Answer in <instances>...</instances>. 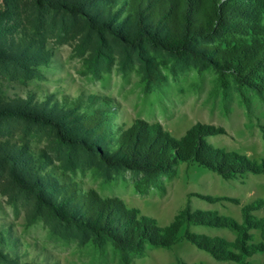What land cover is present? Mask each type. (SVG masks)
I'll return each mask as SVG.
<instances>
[{
    "label": "rangeland",
    "instance_id": "374dc122",
    "mask_svg": "<svg viewBox=\"0 0 264 264\" xmlns=\"http://www.w3.org/2000/svg\"><path fill=\"white\" fill-rule=\"evenodd\" d=\"M106 9V0H90L84 13L77 14L41 6L37 0H0V27L6 28L0 41L21 54L17 60L0 55V93L5 101L21 100L61 116L68 134L87 138L86 132L78 131L79 109L70 108L69 100L79 97L85 103L95 96L102 103L101 97H109L115 131L141 119L180 137L200 123L215 128L207 139L216 147L264 162V97L247 88L239 90L230 76L220 77L189 55L145 41L131 43L92 25L85 16L93 15L99 24ZM0 146L18 152L17 171L26 182L38 177L43 190L40 195L36 187L15 180L11 165L15 156L1 159L0 264H264V250L245 254L242 260L218 259L186 238L169 246L145 245L139 254L126 253L110 239L63 219L49 202L62 192L59 187L73 181L82 190L94 188L101 196L121 199L138 216L153 218L161 226L186 208L243 222L244 206L255 201H261L260 207L251 213L264 215V172L224 177L196 163L181 162L148 181L140 172L108 165L80 144L64 143L51 125L19 118L0 122ZM31 151L36 153L32 161L25 154ZM42 154L47 158L43 167L55 169L49 172L52 181L36 168ZM190 228L228 241L237 236L228 226ZM249 232L253 234L249 243L264 241L260 229L252 227Z\"/></svg>",
    "mask_w": 264,
    "mask_h": 264
},
{
    "label": "trees",
    "instance_id": "16d2710c",
    "mask_svg": "<svg viewBox=\"0 0 264 264\" xmlns=\"http://www.w3.org/2000/svg\"><path fill=\"white\" fill-rule=\"evenodd\" d=\"M90 0H37L41 6L64 8L72 14L84 13ZM107 9L102 12V22L95 24L93 15L85 14L97 27L108 28L118 37L131 43L148 42L176 55H189L199 60L203 67H212L220 77L230 76L239 90L247 88L264 97V0H106ZM106 8V7H105ZM105 8L103 10H105ZM93 14V13H92ZM3 15H0V26ZM115 21V25L112 24ZM6 28L0 27V38ZM1 57L17 60V48L1 40ZM26 54V53H24ZM0 93V122L7 118H19L51 125L60 140L69 145L80 144L100 157L110 166H123L144 174L148 181L170 172L181 162L196 163L216 170L224 177H234L247 171L264 172V162L248 158L235 151H225L208 141L207 135L215 128L195 124L182 136L175 137L160 124H149L137 119L131 125L115 130L110 121L113 106L109 97L95 96L87 101L79 97L71 99L70 108H78L81 135L68 134L61 116H52L44 109L23 105V102H6ZM67 109H70V108ZM63 115L69 113H61ZM17 147L16 144L12 145ZM11 150V151H10ZM32 161L35 152H25ZM0 161L12 154V173L22 186L36 187L42 195L38 177L27 182L17 171L18 152L0 146ZM47 160L40 155L35 163L39 172L52 181L51 167H43ZM26 161V160H25ZM59 187L62 192L50 204L60 217L73 221L79 228L110 239L124 252L141 253L145 245L169 246L186 238L198 247L209 251L218 259L242 260L245 254L264 250V241L248 242L253 237L249 228L260 229L264 239V215L251 213L261 201L243 208L244 220L220 216L209 210L188 208L179 212L167 225H159L153 218L138 216L117 197H104L94 188L80 189L75 182ZM61 203H66L65 208ZM191 224L228 226L237 231L233 241L221 236H211L191 230Z\"/></svg>",
    "mask_w": 264,
    "mask_h": 264
}]
</instances>
